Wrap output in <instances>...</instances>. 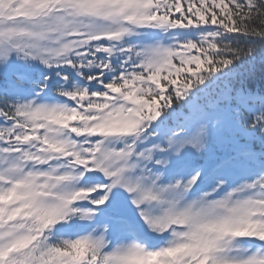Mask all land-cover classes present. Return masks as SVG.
<instances>
[{
	"label": "snow or ice",
	"instance_id": "obj_1",
	"mask_svg": "<svg viewBox=\"0 0 264 264\" xmlns=\"http://www.w3.org/2000/svg\"><path fill=\"white\" fill-rule=\"evenodd\" d=\"M0 264H264V0H0Z\"/></svg>",
	"mask_w": 264,
	"mask_h": 264
}]
</instances>
